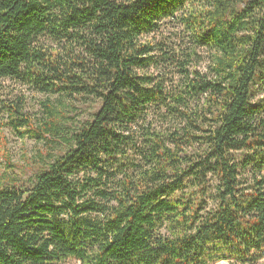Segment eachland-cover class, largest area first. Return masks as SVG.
Masks as SVG:
<instances>
[{"label":"trees","instance_id":"1","mask_svg":"<svg viewBox=\"0 0 264 264\" xmlns=\"http://www.w3.org/2000/svg\"><path fill=\"white\" fill-rule=\"evenodd\" d=\"M7 79L0 264H264V0H0Z\"/></svg>","mask_w":264,"mask_h":264},{"label":"rangeland","instance_id":"2","mask_svg":"<svg viewBox=\"0 0 264 264\" xmlns=\"http://www.w3.org/2000/svg\"><path fill=\"white\" fill-rule=\"evenodd\" d=\"M167 32L174 35V31L168 30ZM167 32L157 37L159 39H164L165 35H169ZM168 44L174 45L172 43ZM205 66H207L206 60L200 64L198 69L205 71ZM174 81L175 84L178 83L177 78H175ZM171 83H169V85ZM256 95V99L264 97V90L256 92ZM49 98L51 102L57 104V96L53 97L37 93L21 85L16 80H0V124L2 125L3 122L8 120V113L4 107L5 104L19 103L20 110L23 114L28 115V117L33 120H37L43 117L44 103ZM21 130L24 131L25 129L22 128ZM27 135H25V137L21 136L13 126H4L0 128V174L7 170H12L11 167L7 166L8 160H11L12 164L16 165L15 171H11L12 176L25 180L32 174L31 165L28 163H34L38 154L42 151L44 152L47 147L42 141ZM62 264L82 263L75 259H69Z\"/></svg>","mask_w":264,"mask_h":264}]
</instances>
